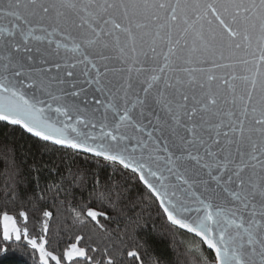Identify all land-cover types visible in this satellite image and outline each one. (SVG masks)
Returning <instances> with one entry per match:
<instances>
[{
  "label": "snow or ice",
  "instance_id": "snow-or-ice-1",
  "mask_svg": "<svg viewBox=\"0 0 264 264\" xmlns=\"http://www.w3.org/2000/svg\"><path fill=\"white\" fill-rule=\"evenodd\" d=\"M0 124L112 169L57 170L52 203L35 197V234L17 206L33 197L6 191L2 250L24 241L39 264H144L115 244L96 261L83 235L57 253L49 235L71 197L73 223L101 240L126 218L123 241L139 219L122 196L134 181L196 238L191 264H264V0H0Z\"/></svg>",
  "mask_w": 264,
  "mask_h": 264
},
{
  "label": "trees",
  "instance_id": "trees-1",
  "mask_svg": "<svg viewBox=\"0 0 264 264\" xmlns=\"http://www.w3.org/2000/svg\"><path fill=\"white\" fill-rule=\"evenodd\" d=\"M69 169L89 178L95 173L101 174L103 178L112 172L110 167H105L94 157L72 153L70 150L21 134L18 128L0 124V204L6 202L4 193L9 190L26 192L28 197H33L31 203L17 204L18 207L29 211L28 227L32 234H35L32 231L34 224L36 231L39 230V224L36 223L39 213L33 211L35 197H46L47 199H41L39 203L45 206L51 204L52 193L47 189L60 179L57 170L67 177ZM6 181L11 185L10 189L4 187ZM122 196L128 207L136 205L134 215L139 217L137 225L128 229L123 241L116 234L123 235L126 218L121 220L118 217L117 222L111 225V240L107 236L101 240L100 235L93 232L92 225L80 226L73 223L71 197L68 204H65L61 198L58 201L59 209L50 221L49 233L57 253L68 242L74 241L76 235H83L85 239L81 241V247L101 249L98 253L89 252L96 261L106 260V255L102 254L103 249L115 244L117 247L112 251V255L118 256L124 247L128 250L136 248L141 252L144 264H191V257L188 256L185 248L189 241L196 239L195 237L171 226L166 219L159 216L156 205L147 202L146 193L134 181L127 185V190L122 193ZM77 197L82 201L83 198H80L79 192ZM124 211L127 216V207ZM112 215L115 216L116 213ZM20 226L24 227L22 223ZM4 248V242L0 241V264H39L38 256L30 247L25 246L24 241L8 242L7 250H2ZM78 264H84V262L79 261ZM121 264H136V262L125 256Z\"/></svg>",
  "mask_w": 264,
  "mask_h": 264
},
{
  "label": "water",
  "instance_id": "water-1",
  "mask_svg": "<svg viewBox=\"0 0 264 264\" xmlns=\"http://www.w3.org/2000/svg\"><path fill=\"white\" fill-rule=\"evenodd\" d=\"M36 139V138H35ZM59 147V146H58ZM172 226V225H171ZM176 228V227H175ZM178 229V228H177ZM180 230V229H179ZM180 231H182V232H185V233H187L186 231H184V230H180ZM187 234H189V233H187ZM190 236H192L191 234H189Z\"/></svg>",
  "mask_w": 264,
  "mask_h": 264
},
{
  "label": "rangeland",
  "instance_id": "rangeland-1",
  "mask_svg": "<svg viewBox=\"0 0 264 264\" xmlns=\"http://www.w3.org/2000/svg\"><path fill=\"white\" fill-rule=\"evenodd\" d=\"M1 228H2V225H1ZM2 230V229H1Z\"/></svg>",
  "mask_w": 264,
  "mask_h": 264
}]
</instances>
